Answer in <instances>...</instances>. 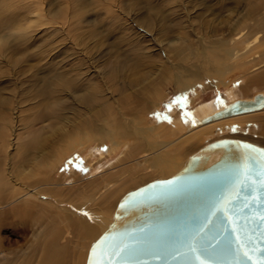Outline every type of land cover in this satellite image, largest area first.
<instances>
[{
    "label": "bare ground",
    "instance_id": "6f19581e",
    "mask_svg": "<svg viewBox=\"0 0 264 264\" xmlns=\"http://www.w3.org/2000/svg\"><path fill=\"white\" fill-rule=\"evenodd\" d=\"M25 7L22 15L33 20L37 10ZM2 32L0 59L10 34ZM248 34L211 46L220 61L218 79L222 69L254 55L237 64L241 84L188 114L175 100L164 107L171 96L165 82L147 78L122 80L104 92L89 85L63 99L67 115H48L58 119L54 128L46 119L24 123L17 103L0 93V264H95L100 239L131 193L174 176L218 142L264 151V121L255 123V113L264 111V67L250 70L264 62V37ZM4 71L0 63V78ZM198 74L177 73L175 84L187 91Z\"/></svg>",
    "mask_w": 264,
    "mask_h": 264
},
{
    "label": "rangeland",
    "instance_id": "374dc122",
    "mask_svg": "<svg viewBox=\"0 0 264 264\" xmlns=\"http://www.w3.org/2000/svg\"><path fill=\"white\" fill-rule=\"evenodd\" d=\"M26 2L38 12L33 20L22 15ZM263 22L264 0H24L22 5L0 0V31L10 32L0 59L5 68L0 93L13 98L24 123L37 118L41 124L50 113L67 115L63 99L89 85L104 92L122 80L147 78L165 82L171 96L164 107L186 97V106L179 105L188 114L240 85L244 73L237 64L254 56L222 69L218 79L220 61L211 46L248 32L264 37ZM240 27L247 28L239 32ZM263 67L264 62L250 70ZM194 72L196 82L183 92L175 84L177 73ZM255 115V123L264 121V111ZM57 121L44 123L54 128Z\"/></svg>",
    "mask_w": 264,
    "mask_h": 264
},
{
    "label": "water",
    "instance_id": "95a60500",
    "mask_svg": "<svg viewBox=\"0 0 264 264\" xmlns=\"http://www.w3.org/2000/svg\"><path fill=\"white\" fill-rule=\"evenodd\" d=\"M240 243L251 260L236 253ZM257 258L264 260V151L229 140L127 196L98 243L95 264H256Z\"/></svg>",
    "mask_w": 264,
    "mask_h": 264
},
{
    "label": "snow or ice",
    "instance_id": "6c2138e0",
    "mask_svg": "<svg viewBox=\"0 0 264 264\" xmlns=\"http://www.w3.org/2000/svg\"><path fill=\"white\" fill-rule=\"evenodd\" d=\"M173 103H183L186 106L187 98L186 97L177 98ZM170 108H171V105H169V109ZM235 130L236 129H233V131H235ZM245 147H248V146H245ZM85 215H87V213H85ZM193 251L195 252L196 249L193 248ZM235 251H236L237 254L242 253L243 257H245V258H247L249 260L252 259V256L249 255V252L247 250H245V246H244L243 243H240L239 246L235 249ZM197 259H199V256H197ZM256 264H264V260H261V259L257 258Z\"/></svg>",
    "mask_w": 264,
    "mask_h": 264
}]
</instances>
